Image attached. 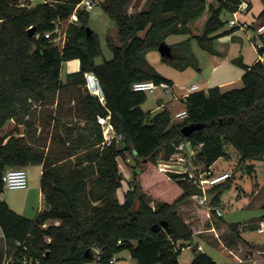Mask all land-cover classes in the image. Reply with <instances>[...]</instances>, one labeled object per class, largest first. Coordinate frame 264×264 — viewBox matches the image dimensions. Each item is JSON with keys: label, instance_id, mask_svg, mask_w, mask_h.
<instances>
[{"label": "trees", "instance_id": "trees-1", "mask_svg": "<svg viewBox=\"0 0 264 264\" xmlns=\"http://www.w3.org/2000/svg\"><path fill=\"white\" fill-rule=\"evenodd\" d=\"M81 1L50 0L28 7L0 0V263L5 258L7 264L110 263L127 250L138 264H181L183 248L201 227L179 210L202 189L188 174L165 172L177 193L164 199L145 177L158 159L180 151L183 142L198 148L194 160L207 170L229 156L227 145L237 150L240 164L263 159L264 63L240 62L242 87L190 93L183 119H174L166 108L151 114L142 108L147 93L134 90V83L173 81L147 65V53L169 34L180 33L209 48L214 33L226 24L223 15L231 14L240 0H147L134 12L129 11L132 0H104L101 6L118 27L120 44L108 38L113 58L102 63L96 61L103 54L100 37L87 29L90 11L77 10L78 20L68 24L63 47L54 41L59 22L67 21ZM257 17L264 20V7ZM46 32L53 33L48 38ZM170 46L173 56L163 57L176 62L182 45ZM73 59H79L80 68L63 80V64ZM86 72L100 79L104 103L85 89ZM108 114L124 134L118 146H102L98 116ZM11 121L15 126L5 133ZM191 124L202 127L183 134L182 128ZM127 155L135 161V172L122 201L120 158ZM36 164L42 166L46 208L30 218L1 198L2 176L8 168ZM246 167L253 172V164ZM230 184L231 178L208 189L212 205L220 203ZM50 220L59 222L47 225ZM233 230L242 238L238 225ZM198 246L191 264H220Z\"/></svg>", "mask_w": 264, "mask_h": 264}, {"label": "rangeland", "instance_id": "rangeland-1", "mask_svg": "<svg viewBox=\"0 0 264 264\" xmlns=\"http://www.w3.org/2000/svg\"><path fill=\"white\" fill-rule=\"evenodd\" d=\"M17 1L21 3L25 0ZM102 2L97 3L90 11L89 18V27L99 35L103 49V54L96 59L98 63L113 58V52L108 46V38L120 44L118 27L103 10ZM146 2L147 0H132L129 11L139 10ZM263 6L264 0H254V8L247 18L251 19L253 12L258 14ZM231 18L232 13L223 15L226 24L214 33L216 36L213 38L209 48L201 45L197 38L190 37L189 34H169L166 37L169 45H182L176 50V54L180 59L176 62L168 61L164 59L158 49H154L146 55L147 65L155 72L174 82L178 81L185 86L195 82L202 83L200 77L204 76L206 79L209 77L214 78L224 71L229 73L233 79H236L239 73L244 71L240 62L251 65L257 60L258 53L250 39V36L255 34L254 30L250 29L248 32L240 29L233 32L230 31L231 28L228 21ZM68 24V20L59 24L60 40L57 39L55 42L60 47H63ZM224 31L228 32L224 33ZM144 33V31L140 32L141 35H144ZM215 58L217 60H214ZM224 59H226L225 64L214 74V61L218 62ZM75 65L76 61L73 60L64 62L61 72L62 78L66 79ZM242 86V79H238L225 86L223 90ZM202 89L203 87H201ZM146 93L147 99L142 104V108L147 112L156 108L160 99L165 101L174 96L172 91L167 93L161 87ZM181 102L177 100L172 109L177 110L183 107ZM155 111L151 114H154ZM172 116L177 119L174 115ZM14 126L15 123L10 122L5 128V133L9 132ZM20 128L22 129L23 126ZM195 150L197 151L198 149L196 148ZM227 151L229 156L220 158L215 165V171L219 172L229 168L227 171L232 173L231 184L224 189L220 203L215 205L224 210L223 214L217 215L212 210L209 216L205 206L203 207L199 200L193 196L190 205L193 214L185 219L199 225L201 231L195 236L191 245L183 248L180 254L181 264L192 263L195 254L199 252L197 250L198 245L203 247V252L212 256L220 264H264V158L240 164L238 152L232 145H227ZM158 160L160 162L163 159ZM247 164H253V172L247 170ZM134 166L135 161L132 156L127 155L126 159L120 158V170L124 176L123 186L118 191L120 198L124 197V193L130 186L135 172ZM25 170L28 186L26 188H5L1 198L17 213L35 218L39 209L46 208V203L40 195L42 167L39 164L29 165ZM169 172H177V170ZM145 182L147 186L151 185L152 191L159 193L164 199H172L177 193L175 181H169L166 173L160 171L159 166L153 165L152 172L145 177ZM152 204L154 205V203ZM234 225H238L242 238L237 237L233 230ZM213 226L215 231L212 230ZM258 227L263 228V230H259ZM1 234L2 230L0 227V242L3 244ZM128 254L127 250L121 252L118 255L120 259L118 263L123 264V257H127ZM87 264L110 263L93 261Z\"/></svg>", "mask_w": 264, "mask_h": 264}, {"label": "built area", "instance_id": "built-area-1", "mask_svg": "<svg viewBox=\"0 0 264 264\" xmlns=\"http://www.w3.org/2000/svg\"><path fill=\"white\" fill-rule=\"evenodd\" d=\"M50 0H25L20 3L21 6H34L39 3H46ZM104 0H82L77 4L74 13L68 19V22H76L78 20L77 10L79 8L91 11L99 2ZM253 0H240L238 7L232 12V18L228 21L230 28L236 30H243L248 32L250 29H253L255 34L250 36L254 48L258 53V58L260 62L264 63V20L259 21L258 17L247 18V16L252 11ZM61 22H59L60 24ZM59 24L55 29L57 35L54 38V41L57 39L60 40L59 35ZM53 32H46V37H51ZM66 34V32H65ZM66 41V36H64L63 45ZM85 89L100 98V100L105 102V94L103 86L100 79L96 76L94 72L85 73ZM161 87L165 92L170 93L172 90V85L168 82L162 81L159 84L155 83L152 80H143L137 81L133 85V89L136 91H154L156 88ZM197 90H201L199 85L194 84L191 86V93ZM188 96V95H187ZM187 98V97H186ZM186 101V99H185ZM188 115L187 109H183L175 113V118L183 119ZM98 122L100 123L103 131L104 139L102 141V146H110L116 144L117 146L121 144L124 139V134L117 132L112 121L111 115L107 116H98ZM181 150L172 154L168 160H161L158 164L160 171L169 172L171 170H177L179 173L188 174V179L193 184H196L202 189V194L196 196L199 200V203L210 212L213 210L217 215L223 214V209L212 205L210 196L208 194V189L214 185L220 184L232 177L231 172H215L213 169H205L203 163H196L195 156L197 155V147H193L189 142H183L181 144ZM189 149V150H187ZM198 149V148H197ZM2 181L5 188H26L28 186L27 173L24 167L17 168H8L3 176ZM212 230L215 231V227H212ZM51 240L50 238L48 239ZM198 248L201 250L202 246L199 245ZM9 259H6L0 264H7ZM115 263V258L111 260L110 264Z\"/></svg>", "mask_w": 264, "mask_h": 264}, {"label": "crops", "instance_id": "crops-1", "mask_svg": "<svg viewBox=\"0 0 264 264\" xmlns=\"http://www.w3.org/2000/svg\"><path fill=\"white\" fill-rule=\"evenodd\" d=\"M263 7H264V6H263ZM263 7H262V9H263ZM253 8H254V0H253V4H252V9H253ZM259 13H260V12H259ZM259 13H258V14H259ZM258 14H256L255 12H253L252 17H257ZM218 59H219V58H218ZM214 60H217V58H215ZM73 61H76V65H75V67H73V69L70 70L69 73H72V72L78 71L79 68H80V61H79V59H73ZM225 61H226V59H224V60H219L218 62L214 61V64H215V65H213V72H214V74L217 72V70H218L220 67H222V65L225 64ZM97 63H98V62H97ZM244 72H245V70H244L242 73H239V75H238V77H237L236 79H233V78L229 75V73H226L225 71L222 72V73H220L219 75H217V76L214 77V78H210V77H209L208 79H206V78L203 76V77H200V80L202 81V83L195 82V83H192V84L189 85V86L182 85V84L179 83L178 81H176V82L173 81V83H172V90H171V91H172V93H173L174 96H172L170 99L165 100V101L162 100V99H160V100H159V105H158L156 108L152 109L150 112L152 113L154 110H156V111L154 112V113H156V112H158V111H160V110L166 108V109H168V110L171 112L172 115L175 116V113H177V112H179V111H181V110H183V109L186 108L185 99H186L187 95H189V94L191 93L190 88H191L192 85L197 84V85H199L200 89H201V87H203V90H208L209 88L214 87V86H220L222 89H224L225 86L230 85V84L233 83L235 80L242 79V76H243ZM61 77H62V75H61ZM62 79L65 80L64 78H62ZM177 100L182 101L181 103H183V107H181V108H179V109H177V110H175V109L173 110L172 108H173V106L175 105V103H176ZM72 104H74V102H73ZM75 119H77V118L75 117ZM11 122H14V123H15V121H11ZM84 123H85V122L83 121V122H82V125H83ZM234 149H235V148H234ZM236 151H237V150H236ZM238 156H239V154H238ZM215 165H216V162H215V164H214V166H213V170H214V171H215ZM41 167H42V166H41ZM227 169H229V168H225V169H223V171H219V172H225V171H227ZM215 172H218V171H215ZM40 195H41L42 199H44V196H43L42 190H41V192H40ZM119 198H120V197H119ZM123 198H124V197L120 198V200L123 201ZM192 198H193V197L189 198L188 200H186L184 203L181 204V208H180L179 211H180L181 215H182L184 218H188V217H190V216L193 214V212H192V210H191V208H190V205H191V199H192ZM40 210H41V209H39L38 212H39ZM207 214H208V211H207ZM58 222H59V221H57V220H50V221L47 222V225H48V224H52V223H58ZM258 228H259V230H263V228H264V222H263V228H260V227H258ZM1 236H2V234H1ZM201 250L203 251V247H202ZM128 252H129V251H128ZM124 258H125V259H124ZM119 260H120V259H119V256H118V258L115 259V263H114V264H119V263H118V262H120ZM135 263L138 264L137 261L131 257L130 252H129V254H128L127 257H123V264H135ZM180 263H181V262H180ZM86 264H87V263H86ZM121 264H122V263H121Z\"/></svg>", "mask_w": 264, "mask_h": 264}, {"label": "water", "instance_id": "water-1", "mask_svg": "<svg viewBox=\"0 0 264 264\" xmlns=\"http://www.w3.org/2000/svg\"><path fill=\"white\" fill-rule=\"evenodd\" d=\"M88 31H89V34L92 33V29L90 27L87 28ZM35 31V28L34 27H31L30 28V33L33 34ZM158 50L159 52L162 54V56L164 57H172L173 54H172V48L171 46L166 42V41H163L160 43L159 47H158ZM202 125L200 124H191V125H187L185 127L182 128V132L183 134L185 135H189L192 131H194L195 129H198V128H201ZM162 226H167L168 225V222L167 221H162ZM153 229L154 230H158V226L157 224H155L153 226Z\"/></svg>", "mask_w": 264, "mask_h": 264}]
</instances>
